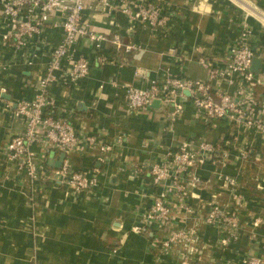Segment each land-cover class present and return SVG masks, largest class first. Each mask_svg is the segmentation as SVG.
I'll list each match as a JSON object with an SVG mask.
<instances>
[{"label":"crops","instance_id":"obj_1","mask_svg":"<svg viewBox=\"0 0 264 264\" xmlns=\"http://www.w3.org/2000/svg\"><path fill=\"white\" fill-rule=\"evenodd\" d=\"M86 3L84 20L95 32L116 34L124 45L134 47L125 53L106 45L104 53L114 61L98 66L87 42L80 40L75 48L91 60L88 75L76 84L57 81L49 87L50 111L66 109L79 136L114 146L104 161L98 159L97 148L86 144L65 155L74 171H99L90 192L74 193L49 178L30 188L26 174L6 151L7 143L23 131L14 116L16 104L37 94L48 51L62 32L48 22L42 40L33 41L24 52L37 55L27 66L24 53L3 43L8 28L0 16V264H240L243 258H264V136L227 121L197 119L187 96L179 113L158 102L144 111H127L123 97L128 86L147 89L167 76L205 81L208 71L202 60L225 67L246 26L252 32L249 46L260 61L254 88L260 100L264 0H166L170 21L163 33L130 25L115 9L117 0H110L113 10L107 15L98 0ZM170 49L176 50L175 57ZM182 141L210 143L227 157L222 163L206 159L195 171L200 184L186 185L182 203L173 200L169 228L190 232L191 242L162 253L154 241L167 232L157 224L148 234L135 228L143 224L157 193L149 167L163 163ZM32 151L46 175L54 169L50 162L62 154L40 144ZM241 151L246 152L244 159ZM224 176L235 180L239 201L230 202ZM214 203L237 211L238 238L226 248L220 246L218 230L201 222Z\"/></svg>","mask_w":264,"mask_h":264},{"label":"built area","instance_id":"obj_2","mask_svg":"<svg viewBox=\"0 0 264 264\" xmlns=\"http://www.w3.org/2000/svg\"><path fill=\"white\" fill-rule=\"evenodd\" d=\"M117 1L115 9L130 25H140L153 33L166 31L170 21V14L165 11L166 0ZM86 2L87 0H0V16L8 28L1 39L3 43H11L15 51L24 53L33 41L42 40L48 22L62 32L59 43L48 51V62L37 94L30 100H21L16 104L14 116L22 122L23 131L19 136L13 137L5 148L26 174L30 188L44 184L49 178L74 193L90 192L97 186L99 172L97 169L90 172L74 171L68 160L63 159L59 168H54L46 175L37 155L32 151L33 146L40 144L46 151H58L67 155L79 149L81 144H86L97 148L100 161L106 160L114 147L113 144H98L95 138L79 136L66 109L50 111L53 101L49 95V87L53 83L63 81L76 84L89 73L91 60L78 54L75 48L80 40L87 42L98 66L114 61L104 53L106 45L118 52L129 53L134 50L133 46L124 45L116 34L109 37L95 32L84 20ZM98 3L106 15L113 10L110 0H98ZM251 37L252 32L243 26L240 40L231 47L223 68L214 67L202 60L201 64L208 71L205 81L167 76L159 82H152L147 89L126 87L123 93L126 110L144 111L153 102H158L179 113L183 109L182 100L188 97L197 119L227 121L236 128L264 136V89L261 99L257 100L254 93L257 81L251 70L255 59V53L249 46ZM169 52L174 57L177 55L175 49H170ZM24 57L25 64L31 66L37 55L33 52L24 53ZM1 68L4 69V66ZM225 87H232L234 90L229 93ZM116 142L119 144L120 138ZM226 157L227 152L210 143L193 145L182 141L174 151L168 152L163 163L151 165L149 174L157 193L143 216V224L135 228L136 232L148 234L152 224H157L167 232L163 238L154 241L162 253H167L174 247L188 245L191 242L190 232L169 228L172 223L173 200L175 203H182L187 196L186 185L200 184L201 180L195 175V171L206 159L222 163ZM245 157L246 152L241 151L240 158ZM223 181L230 190V202L239 201L241 198L236 191L235 180L224 176ZM228 207L222 208L214 203L201 220L218 230L222 236V248L238 238L237 211ZM260 222V219L255 220L253 225L256 227ZM240 264H264V258H243Z\"/></svg>","mask_w":264,"mask_h":264},{"label":"water","instance_id":"obj_3","mask_svg":"<svg viewBox=\"0 0 264 264\" xmlns=\"http://www.w3.org/2000/svg\"><path fill=\"white\" fill-rule=\"evenodd\" d=\"M251 70L253 73H258L259 70H260V61L258 59H254L253 63H252V67H251ZM186 95H188V93H185ZM65 155L64 154H61L60 158L57 160V161H52L50 162V166L52 168H59L63 159H64Z\"/></svg>","mask_w":264,"mask_h":264},{"label":"bare ground","instance_id":"obj_4","mask_svg":"<svg viewBox=\"0 0 264 264\" xmlns=\"http://www.w3.org/2000/svg\"><path fill=\"white\" fill-rule=\"evenodd\" d=\"M263 22V21H262ZM264 23V22H263Z\"/></svg>","mask_w":264,"mask_h":264}]
</instances>
